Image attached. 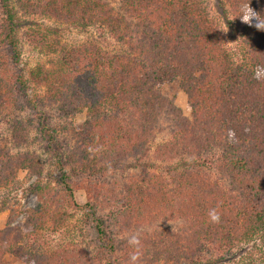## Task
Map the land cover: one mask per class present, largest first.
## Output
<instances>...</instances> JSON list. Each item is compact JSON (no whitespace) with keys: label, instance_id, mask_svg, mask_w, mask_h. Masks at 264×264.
I'll list each match as a JSON object with an SVG mask.
<instances>
[{"label":"trees","instance_id":"obj_1","mask_svg":"<svg viewBox=\"0 0 264 264\" xmlns=\"http://www.w3.org/2000/svg\"><path fill=\"white\" fill-rule=\"evenodd\" d=\"M114 1L0 0V116L11 117L19 149L30 131L42 143L62 195L41 182L35 152L5 145L0 188L19 170L37 177L38 202L23 222L35 233L68 221L75 181H84L83 215L96 235L93 256L40 252L22 244L10 211L0 264L5 254L24 264H264V77L255 72L264 68V0H216L229 36L202 0ZM243 5L255 24L239 23ZM62 24L94 27L116 45L68 44L54 27ZM22 27L46 61L23 66ZM174 79L189 117L162 90ZM51 110L85 117L60 129ZM164 124L168 136L156 141Z\"/></svg>","mask_w":264,"mask_h":264},{"label":"rangeland","instance_id":"obj_2","mask_svg":"<svg viewBox=\"0 0 264 264\" xmlns=\"http://www.w3.org/2000/svg\"><path fill=\"white\" fill-rule=\"evenodd\" d=\"M116 4V1L109 0ZM204 7L209 12V14L218 21L223 30L227 32L224 21L222 20L219 7L216 0H202ZM241 13L239 18V23L242 25L246 24H255L257 22L256 16L253 12V9L248 5L241 6ZM228 18L232 22L233 27L236 30L237 24L233 15L227 14ZM34 22L46 23L52 25V22L42 19H33ZM58 29L60 38L62 41L67 42L68 44H79L88 40H97L102 46L107 48H113L116 44L115 42L103 34L101 31L94 27L80 28L69 25H57L54 26ZM22 27L19 32L20 38V51H21V63L25 67H31L38 61H46L48 54L39 52L38 50L33 49L24 39L22 35ZM229 36V35H228ZM227 36V46L233 48H238L237 43L234 40H230ZM256 75L264 77V68L257 67ZM162 90L168 96L174 97V103L177 107L182 110V113L185 116L190 115V109L187 104L186 95L180 89L178 80L174 79L167 81L162 85ZM18 116H26V113L21 112ZM51 122L56 128H62L64 126L74 125L77 126L81 124L84 120L85 114L80 113L75 115L71 119L60 118L54 110L50 111ZM11 117H2L0 116V145H5L12 147L13 150H29L35 152L39 156V160L43 166V172L41 175V182H46L47 180L51 181L52 185L56 184V170L53 167V158L47 153L44 149L42 143L38 140L33 139V133L29 134L28 140L23 143L20 147L15 146L10 141V128ZM168 136V130L164 124V129L158 133L156 141H161ZM37 181V177L28 173L27 170H19L15 178L9 182L8 185L0 188V205L4 202L7 206V209H4L0 212V228L5 226L8 214L11 211L13 213L14 219L12 225L19 228L22 239L21 242L27 247H31L34 250L44 252L50 251L58 247H76L83 249L87 252L88 255H94V245H95V232L93 230L92 224L90 221H87L84 217V211L86 210V194L84 191V181H75L73 199L68 201L66 204V211L68 214V221L60 228L54 229L52 223L48 221L42 228L38 229L35 233H29V228L23 226L27 210L34 207L38 200L35 195L30 192V187ZM60 195L62 191L58 188ZM64 199V196H63ZM1 264H24L16 257L5 254L2 258Z\"/></svg>","mask_w":264,"mask_h":264}]
</instances>
